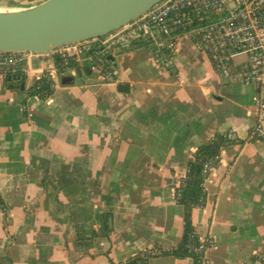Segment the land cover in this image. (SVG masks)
I'll return each instance as SVG.
<instances>
[{"label": "crops", "instance_id": "0c3cea01", "mask_svg": "<svg viewBox=\"0 0 264 264\" xmlns=\"http://www.w3.org/2000/svg\"><path fill=\"white\" fill-rule=\"evenodd\" d=\"M180 39L174 72L144 48L124 50L113 56L115 80L78 72L73 83L59 79L48 100L32 89L35 64L24 89L0 76V264H111L107 251L122 264L156 246L172 249L184 230L175 191L194 152L216 133L235 134L238 144L223 149L204 182V207L193 211L200 240L215 242L204 264L264 256V140H247L257 86L227 84L206 53ZM101 218L110 241H88Z\"/></svg>", "mask_w": 264, "mask_h": 264}, {"label": "built area", "instance_id": "2783aa9c", "mask_svg": "<svg viewBox=\"0 0 264 264\" xmlns=\"http://www.w3.org/2000/svg\"><path fill=\"white\" fill-rule=\"evenodd\" d=\"M181 37L212 57L214 69L227 84L257 86L255 122L248 139L264 140V0H162L139 18L96 40L73 43L48 54L0 53V76L28 77L35 64L39 75L32 89L37 96L38 82L59 81L60 61L67 66L65 77L91 70L98 73L101 82L112 81L115 61L110 57L136 45H143L159 66L174 72ZM237 57L244 60L236 63ZM71 63L81 68H68ZM230 136L236 140L235 134ZM216 170L212 160L205 163V182ZM189 174L187 168L178 187L186 186ZM199 243L190 249L204 257L215 247L210 238ZM251 264H264V256L255 255Z\"/></svg>", "mask_w": 264, "mask_h": 264}, {"label": "water", "instance_id": "95a60500", "mask_svg": "<svg viewBox=\"0 0 264 264\" xmlns=\"http://www.w3.org/2000/svg\"><path fill=\"white\" fill-rule=\"evenodd\" d=\"M161 1L10 0L0 6V53L48 54L73 43L96 40L139 18ZM85 72L92 74L91 70ZM9 81L18 82L19 78L13 76ZM120 91L128 92V85H120ZM203 93L207 101L215 99L212 92L203 89ZM180 98L192 113L196 112L198 107L185 92H180ZM100 226L103 230L102 218Z\"/></svg>", "mask_w": 264, "mask_h": 264}, {"label": "trees", "instance_id": "16d2710c", "mask_svg": "<svg viewBox=\"0 0 264 264\" xmlns=\"http://www.w3.org/2000/svg\"><path fill=\"white\" fill-rule=\"evenodd\" d=\"M143 45H136L132 49L135 48H142ZM209 58L212 63V57L209 55ZM64 61H60L58 63V77L62 79L64 82L69 81L68 78L63 75V71L67 69L65 66ZM79 65H68V68H72L73 70L77 71ZM81 68V67H80ZM113 80H115V73H113ZM27 77H20L19 81L17 82L19 86L26 82ZM8 81V79H6ZM10 81H8L9 83ZM108 82V81H106ZM56 83L46 80L40 81L36 84L37 93L43 100L50 99L54 93L56 88ZM231 133L225 134H218L216 133L213 138L209 141V143L201 145L197 148L194 152L192 160L188 162V169H189V181L186 186L178 187L175 191V198L179 205L183 207L184 215H183V222H184V230H183V237L181 241L172 249L164 250L161 249L159 246L154 247L151 250H147L145 252L139 253L133 257H130L122 264H148L149 261L153 258L158 257H174L177 259L183 258H191L194 264H204V255L202 253H194L191 251V246L196 248L199 247L200 238L194 228L193 225V211L196 208H202L205 204L206 193L204 188L205 182V172L204 166L205 163L212 160L216 167L219 165V161L221 159L222 151L225 147L237 145V139L231 138ZM252 141L254 139H247ZM243 143V142H242ZM0 206L6 210L3 203L0 202ZM106 216V215H105ZM91 236L88 239L90 241L94 238L104 237L110 241V229L106 221H104V230L101 231V228L98 227L92 230ZM106 255L110 259L111 264L114 263L110 256V251L106 252Z\"/></svg>", "mask_w": 264, "mask_h": 264}, {"label": "rangeland", "instance_id": "374dc122", "mask_svg": "<svg viewBox=\"0 0 264 264\" xmlns=\"http://www.w3.org/2000/svg\"><path fill=\"white\" fill-rule=\"evenodd\" d=\"M186 38V37H185ZM187 39V38H186ZM188 41H190L189 39H187ZM142 48H144V49H146L145 47H142ZM147 50V49H146ZM148 52V51H147ZM85 69V68H84ZM92 77L93 78H97L98 77V73L95 71L93 74H92ZM75 80H77V81H79V77L78 78H76ZM28 84H30V82L28 83ZM93 87H97V86H95V85H93V86H91V89H93ZM93 90H97V88H94ZM92 90V91H93ZM94 92V91H93Z\"/></svg>", "mask_w": 264, "mask_h": 264}]
</instances>
